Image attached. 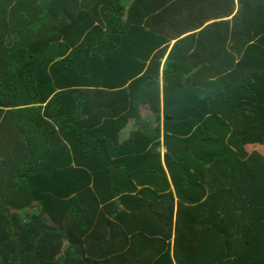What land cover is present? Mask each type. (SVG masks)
Here are the masks:
<instances>
[{
	"label": "trees",
	"instance_id": "1",
	"mask_svg": "<svg viewBox=\"0 0 264 264\" xmlns=\"http://www.w3.org/2000/svg\"><path fill=\"white\" fill-rule=\"evenodd\" d=\"M0 264H264V0H0Z\"/></svg>",
	"mask_w": 264,
	"mask_h": 264
},
{
	"label": "rangeland",
	"instance_id": "2",
	"mask_svg": "<svg viewBox=\"0 0 264 264\" xmlns=\"http://www.w3.org/2000/svg\"><path fill=\"white\" fill-rule=\"evenodd\" d=\"M141 112H142V115L144 117H151L150 119H154V115H152L145 107H142L141 108ZM127 128V126L122 130L121 134L123 135V133L125 132V129ZM249 150L253 149V145H249L248 146ZM259 149H262V147H259Z\"/></svg>",
	"mask_w": 264,
	"mask_h": 264
},
{
	"label": "crops",
	"instance_id": "3",
	"mask_svg": "<svg viewBox=\"0 0 264 264\" xmlns=\"http://www.w3.org/2000/svg\"><path fill=\"white\" fill-rule=\"evenodd\" d=\"M133 124H134V120H130L128 125H127V128L125 129V132L123 133V135L121 134L123 129L121 130L120 136H119L120 140H123L128 136L130 129L133 128ZM162 150L164 151V147L162 148Z\"/></svg>",
	"mask_w": 264,
	"mask_h": 264
},
{
	"label": "water",
	"instance_id": "4",
	"mask_svg": "<svg viewBox=\"0 0 264 264\" xmlns=\"http://www.w3.org/2000/svg\"><path fill=\"white\" fill-rule=\"evenodd\" d=\"M164 150H165V147H164Z\"/></svg>",
	"mask_w": 264,
	"mask_h": 264
}]
</instances>
